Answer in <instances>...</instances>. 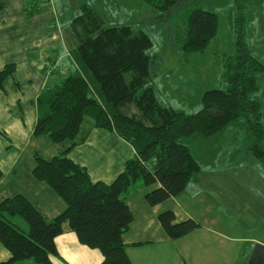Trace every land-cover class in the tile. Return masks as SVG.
<instances>
[{
    "label": "trees",
    "instance_id": "trees-1",
    "mask_svg": "<svg viewBox=\"0 0 264 264\" xmlns=\"http://www.w3.org/2000/svg\"><path fill=\"white\" fill-rule=\"evenodd\" d=\"M145 2L161 13L184 3L180 13L183 32L177 39L185 54L203 51L217 31L216 12L192 7L199 0ZM37 4L26 6V18L44 6ZM235 21V51L222 61L223 87L205 90L201 109L186 113L162 99L152 83L150 35L129 24L108 25L92 5H81L66 27L70 35H65L76 67L38 93L32 131L34 137L44 136L63 147L48 159L36 151L32 175L44 181L64 207L46 219L24 194L2 199L0 243L10 256L0 264L26 258H33L35 264H58L52 261L58 256L54 239L66 229L74 231L80 243L101 252L99 264H130L123 239L133 220L127 195L139 179L148 188L144 196L150 205L178 195L199 171L186 141L191 138L206 139L227 125H242L251 140L250 152L264 163L263 112L254 96L264 64L249 51L243 14L235 15ZM14 70L13 62L0 69V87ZM93 128L115 134L135 151L109 183L92 180L88 169L68 156ZM17 216L25 226L17 224ZM158 220L171 239L200 226L188 216L177 220L171 209L160 212Z\"/></svg>",
    "mask_w": 264,
    "mask_h": 264
},
{
    "label": "rangeland",
    "instance_id": "rangeland-1",
    "mask_svg": "<svg viewBox=\"0 0 264 264\" xmlns=\"http://www.w3.org/2000/svg\"><path fill=\"white\" fill-rule=\"evenodd\" d=\"M35 1L39 6L43 4V8L49 3L54 7L55 21L53 16L51 21L68 36L66 27L83 3L92 5L108 25L129 24L143 29L153 40L152 83L162 99L186 113L201 109L205 90L223 87L222 61L235 51V15L243 14L249 51L254 57H261L264 64V0H199L192 4V7L216 12L218 27L203 51L190 54L180 49L177 39L183 32L180 15L183 2L161 13L145 0ZM69 41L66 37L67 45ZM260 78L258 84L262 89L259 87L254 96L261 102L264 122V73ZM0 88L4 90V86ZM4 100L8 104L0 114V164L7 178L13 171L10 170L12 159L16 160V167L22 168L33 159L35 151L46 156L53 149L55 155L63 147L44 136H37L40 137L37 141L23 139V134L32 135L35 120L15 103L19 99L11 81H7L5 92L0 94V103ZM130 109L136 111L134 106ZM186 141L199 163V171L174 196L171 206L177 219L189 216L200 226L173 238L168 245L184 249V259L190 264H248L255 245H264V163L250 152L251 140L246 127L230 124L206 139L197 137ZM65 144L68 146L69 142ZM140 185L141 179L136 181L133 191ZM212 250L216 251L209 253ZM214 256L213 262H209ZM178 260L183 261L179 256ZM23 262L34 264V259L26 258Z\"/></svg>",
    "mask_w": 264,
    "mask_h": 264
},
{
    "label": "crops",
    "instance_id": "crops-1",
    "mask_svg": "<svg viewBox=\"0 0 264 264\" xmlns=\"http://www.w3.org/2000/svg\"><path fill=\"white\" fill-rule=\"evenodd\" d=\"M34 3L35 0H0V69L6 63H15L14 73L5 81L4 90L0 88V94L5 92L7 81L14 83L19 99L15 103L23 110L25 108L36 122L35 99L38 93L45 86L57 83L63 75L75 69L76 65L70 55L64 32L51 21L52 16L55 21V10L50 3L26 18V6ZM255 58L262 62L261 57ZM263 73L264 71L258 74L257 81H260ZM7 104L6 100L0 103V114ZM22 115L24 118V112ZM6 126H9V120ZM24 138L37 141L40 137L23 134ZM53 153L52 149L49 155H40L48 159ZM134 155L135 151L128 142L100 128H94L85 142L68 152L73 161L88 169L92 180L107 183L123 170L124 163ZM15 164L16 160L12 159L10 170L13 171L7 178L4 177L5 169L0 164V201L21 193L34 203L46 219L57 215L63 209L64 203L50 187L33 177L34 159L29 160L22 168ZM147 190L142 184L138 190L132 189L126 198L133 213V220L123 235L130 264H190L184 259V249H174L168 245L172 239L163 231L158 220L160 212L167 209L174 211L171 206L174 196L150 205L144 196ZM15 221L25 226L20 218H15ZM54 242L58 253V256L52 257L54 263L99 264L103 259L98 249L80 243L72 230H64L55 237ZM9 256L8 250L0 243V261L8 259ZM178 256L183 261H179ZM187 258L190 260V255ZM214 258L215 256L210 258L209 262H213ZM23 261L25 259L17 263L26 264Z\"/></svg>",
    "mask_w": 264,
    "mask_h": 264
},
{
    "label": "water",
    "instance_id": "water-1",
    "mask_svg": "<svg viewBox=\"0 0 264 264\" xmlns=\"http://www.w3.org/2000/svg\"><path fill=\"white\" fill-rule=\"evenodd\" d=\"M248 264H264V245L256 244L249 256Z\"/></svg>",
    "mask_w": 264,
    "mask_h": 264
}]
</instances>
